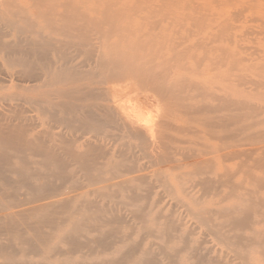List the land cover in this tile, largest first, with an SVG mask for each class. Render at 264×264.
I'll list each match as a JSON object with an SVG mask.
<instances>
[{"label":"bare ground","instance_id":"6f19581e","mask_svg":"<svg viewBox=\"0 0 264 264\" xmlns=\"http://www.w3.org/2000/svg\"><path fill=\"white\" fill-rule=\"evenodd\" d=\"M0 264H264V0H0Z\"/></svg>","mask_w":264,"mask_h":264}]
</instances>
